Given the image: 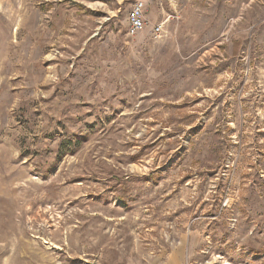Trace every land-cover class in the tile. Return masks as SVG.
<instances>
[{"label": "rangeland", "instance_id": "obj_1", "mask_svg": "<svg viewBox=\"0 0 264 264\" xmlns=\"http://www.w3.org/2000/svg\"><path fill=\"white\" fill-rule=\"evenodd\" d=\"M137 1L0 0V264H264V0Z\"/></svg>", "mask_w": 264, "mask_h": 264}, {"label": "built area", "instance_id": "obj_2", "mask_svg": "<svg viewBox=\"0 0 264 264\" xmlns=\"http://www.w3.org/2000/svg\"><path fill=\"white\" fill-rule=\"evenodd\" d=\"M145 3L142 0H138L133 5L128 16V35L136 36L145 27ZM163 27L162 25H156L154 28V36L156 38L162 37Z\"/></svg>", "mask_w": 264, "mask_h": 264}, {"label": "crops", "instance_id": "obj_3", "mask_svg": "<svg viewBox=\"0 0 264 264\" xmlns=\"http://www.w3.org/2000/svg\"><path fill=\"white\" fill-rule=\"evenodd\" d=\"M144 3H145V10L147 11L149 8V5L151 4V0H145Z\"/></svg>", "mask_w": 264, "mask_h": 264}, {"label": "bare ground", "instance_id": "obj_4", "mask_svg": "<svg viewBox=\"0 0 264 264\" xmlns=\"http://www.w3.org/2000/svg\"><path fill=\"white\" fill-rule=\"evenodd\" d=\"M224 264H227V263H224Z\"/></svg>", "mask_w": 264, "mask_h": 264}]
</instances>
